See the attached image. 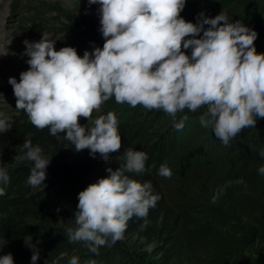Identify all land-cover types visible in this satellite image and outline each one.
Masks as SVG:
<instances>
[{
	"label": "clouds",
	"instance_id": "obj_1",
	"mask_svg": "<svg viewBox=\"0 0 264 264\" xmlns=\"http://www.w3.org/2000/svg\"><path fill=\"white\" fill-rule=\"evenodd\" d=\"M93 4L98 5L102 47L92 42L91 51L85 49L83 55L73 46L56 50L53 34L44 31L39 40L23 41L29 67L19 73V80L9 76L8 83L15 108L35 127H47L53 136L63 133L62 139L76 151L88 149L90 156L99 154L108 161L122 145L114 111L97 115L91 125L80 124L78 118L88 120L112 97L132 107L162 110L177 130L188 119L185 109L203 108L201 126L210 127L225 145L242 129L254 128L258 117L264 118V52L256 50L254 28L230 20L226 11L215 16L201 11L193 23L180 15L186 0H87V5ZM177 113H183L179 120ZM11 127L0 111V133ZM23 149L17 159L32 162L28 184H44L50 159L30 135ZM120 153L123 163L118 168L108 167L109 175L78 191L74 224L65 229L69 242H83L94 254L123 239L128 221L133 216L146 218L161 199L150 180L128 175L154 167L146 165L148 154L133 147ZM258 154L264 159V149ZM257 172L264 175V164ZM157 174L170 178L172 170L161 163ZM9 179L7 167L0 164V196L6 194L3 185ZM232 183L246 184L242 177L226 181L214 190L211 202ZM6 243L3 238L0 248ZM30 247V264H36L39 250ZM0 264H14L12 253L0 254ZM67 264H80L79 257L72 255Z\"/></svg>",
	"mask_w": 264,
	"mask_h": 264
},
{
	"label": "trees",
	"instance_id": "obj_2",
	"mask_svg": "<svg viewBox=\"0 0 264 264\" xmlns=\"http://www.w3.org/2000/svg\"><path fill=\"white\" fill-rule=\"evenodd\" d=\"M39 8H49L62 18L57 28L60 47L73 46L79 55L91 51L92 42L102 47L98 5L84 3L68 10L40 1ZM201 11L209 16L226 11L230 20L254 28L256 50L264 52V0H186L180 15L195 23ZM1 88L13 94L8 80ZM109 110L118 118L122 145L108 161L99 154L90 156L88 149L76 151L62 139L63 133L53 136L47 127H35L24 111L11 117L7 139L0 134V164L10 177L3 185L6 194L0 196V241H7L0 254L11 252L14 264H30L32 248L24 244L29 239L39 250L36 264H67L72 255L79 257L80 264L90 260L95 264H264L248 254L254 243L264 245V175L257 172L264 164L258 154L264 149V118L258 117L254 128L242 129L228 145L210 127L201 126L203 108L185 109L188 119L177 130L162 110L132 107L112 97L88 120L81 116L78 122L91 125ZM182 115L177 113L176 119ZM29 135L50 159L44 184L37 187L27 182L32 162L17 159ZM128 147L145 151L146 165H154L148 172L128 175L141 182L150 180L161 199L146 218L133 216L128 221L123 239L101 246L94 254L83 242H69L65 229L74 224L78 191L109 175L108 167L118 168L123 163L120 152ZM161 163L171 168L170 178L157 174ZM240 177L246 184L232 183L211 202L215 189Z\"/></svg>",
	"mask_w": 264,
	"mask_h": 264
},
{
	"label": "rangeland",
	"instance_id": "obj_3",
	"mask_svg": "<svg viewBox=\"0 0 264 264\" xmlns=\"http://www.w3.org/2000/svg\"><path fill=\"white\" fill-rule=\"evenodd\" d=\"M40 1L68 10L87 3V0H0V111L5 112L9 121L13 115L23 110L15 108L16 97L4 92L1 85L9 76L19 80V73L29 67L25 62L28 57L24 54L23 41L39 40L42 31L50 32L53 34L52 38L56 39V50L60 48L57 44V28L62 25L63 20L51 9L39 8ZM0 134L7 139V132ZM24 244L32 246L29 239H25ZM150 249L151 246L147 250ZM248 254L264 260V245L254 243Z\"/></svg>",
	"mask_w": 264,
	"mask_h": 264
}]
</instances>
